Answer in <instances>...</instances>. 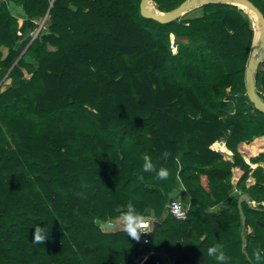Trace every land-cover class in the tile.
Masks as SVG:
<instances>
[{"label":"trees","instance_id":"1","mask_svg":"<svg viewBox=\"0 0 264 264\" xmlns=\"http://www.w3.org/2000/svg\"><path fill=\"white\" fill-rule=\"evenodd\" d=\"M184 1L154 3L167 12ZM251 1L264 14V0ZM51 2L0 0V264H137L142 235L103 227L129 200L160 222L143 250L156 261L221 264L207 253L220 244L226 264H264L254 256L264 249V153L250 158L254 169L240 151L264 137L245 87L251 15L211 3L161 24L141 16V0ZM257 90L264 100V69ZM217 141L231 160L211 149ZM141 153L168 179L144 172ZM182 186L190 209L178 221L165 211ZM243 194L251 202L240 210ZM34 225L48 230L39 244Z\"/></svg>","mask_w":264,"mask_h":264},{"label":"water","instance_id":"2","mask_svg":"<svg viewBox=\"0 0 264 264\" xmlns=\"http://www.w3.org/2000/svg\"><path fill=\"white\" fill-rule=\"evenodd\" d=\"M54 1L55 0H52L50 8L52 7ZM211 3L234 5L239 7L240 9L247 8L259 20L260 33L258 34V38L256 37V32L254 31V47L256 45L257 57H250L245 72V87L246 96L248 97L251 104L257 111L264 114V100L261 98L257 90V71L259 70V66L264 62V14L251 0H185L180 6L167 12L158 10V8L155 7L154 0H141L140 12L141 16L146 19H151L161 24H170L172 22L181 20L187 13L191 12L192 10ZM49 11L45 16L44 21L47 19ZM256 39L257 42L255 41ZM7 77L8 76H6V78L0 84V87L7 80ZM243 201L250 203L251 198L246 194L240 196V210H242ZM151 219L153 220V229L148 236L150 240L153 239L157 228L160 226V222L155 218L154 210H152ZM242 224L244 227L246 226V218L244 214H242ZM103 227L109 230L115 229V226L113 224H104ZM142 264H157V262L154 258L148 257Z\"/></svg>","mask_w":264,"mask_h":264},{"label":"clouds","instance_id":"3","mask_svg":"<svg viewBox=\"0 0 264 264\" xmlns=\"http://www.w3.org/2000/svg\"><path fill=\"white\" fill-rule=\"evenodd\" d=\"M9 12L13 17L20 18L24 16V10L20 7H9ZM170 153L165 150L163 157L166 159ZM141 159L143 161L142 168L144 172H154L155 176L160 180H167L169 177V168L163 164L156 167L152 161V158L147 153H141ZM176 193L172 192L169 194L170 198L175 196ZM175 204L177 201L172 200ZM152 210L144 209L143 213L137 210L135 204L129 200L126 204L121 205L118 209L117 219L121 221L123 225V231L134 239L139 240L141 234L151 232L153 229V222L151 220ZM48 235V230L46 225L41 227L39 225H34V234L32 243L39 244L43 242ZM223 246L220 244H213L207 248L208 256L214 257L215 260L221 262V264H226L228 261V256L222 250ZM255 260L260 261L264 259V249H257L254 253Z\"/></svg>","mask_w":264,"mask_h":264},{"label":"rangeland","instance_id":"4","mask_svg":"<svg viewBox=\"0 0 264 264\" xmlns=\"http://www.w3.org/2000/svg\"><path fill=\"white\" fill-rule=\"evenodd\" d=\"M155 7H156V5H155ZM157 8V7H156ZM203 14V10H202V7H199V8H196V9H194V10H192L191 12H189V13H187L185 16H186V18H194V17H198V16H201ZM252 17V16H251ZM252 19H253V21H254V23L256 24V37L258 38V34L260 33V30H259V28H258V25H257V23H256V21L254 20V18L252 17ZM46 21V20H45ZM45 21H43V22H41V27L43 26V24H44V22ZM172 40H174L173 38H172ZM256 42H257V39L255 40ZM251 56H254V57H257V50H256V45H255V47H254V49H253V51H252V54H251ZM263 64V63H262ZM262 64L259 66V70L257 71V74L258 73H260L261 72V70L262 69H264V65L262 66ZM261 66H262V68H261ZM7 85H9V82H6V84L4 85V88L7 86ZM225 144V143H224ZM220 145H222V146H224L223 144H220ZM220 145H216L214 148H216V150H220V152H223L221 149V146ZM240 151L242 152V154L245 156V160H246V162L248 163V164H250L251 165V162H250V158H254V157H257V156H259L260 154H262V153H264V137H262V138H258V139H255L252 143H245V144H243L242 146H241V149H240ZM224 154H226V155H228V156H231L232 157V155L233 154H231V153H225V152H223ZM254 167V169L257 167V166H259V164L258 165H253ZM234 179V178H233ZM249 182H251L250 180H249ZM236 190V189H235ZM234 190V191H235ZM182 192H184L183 190L180 192V197H178V199L179 200H181L184 204H186V205H188L189 206V203H188V201L187 200H184L183 199V197H182V195L181 194H183ZM184 196V195H183ZM169 204V203H168ZM168 204H167V206H168ZM167 206H166V210H167ZM253 206H256V204L254 203L253 204ZM189 208H190V206H189ZM157 220V219H156ZM111 222H108L107 224H110ZM118 228H119V226H118ZM120 229H122V228H120ZM117 229H115V231H116ZM146 251L147 250V246H142V250H140V252H144V251Z\"/></svg>","mask_w":264,"mask_h":264},{"label":"crops","instance_id":"5","mask_svg":"<svg viewBox=\"0 0 264 264\" xmlns=\"http://www.w3.org/2000/svg\"><path fill=\"white\" fill-rule=\"evenodd\" d=\"M220 144H223L224 145V147L226 148V146H225V144H224V142H221V141H217L216 143H214L213 145H212V147H211V149L212 150H214V151H216V152H220V150H216V148H214L216 145H220ZM221 146V145H220ZM223 151V150H222ZM224 152V151H223ZM223 152H220V153H222L223 155H224V157H225V159H228V160H231L232 159V157L231 156H228V155H226V154H224ZM226 153V152H225ZM231 153V152H230ZM232 154V153H231ZM252 167H254L253 165H251ZM241 175H242V172L239 170V169H235L234 170V184H236L237 183V181L239 180V178L241 177ZM251 182H249V184H253L254 182H253V180H250ZM202 184L204 185V186H207V181H206V178H203V182H202ZM184 191V192H182L183 194H181L182 195V197H183V199L184 200H187L188 201V199H187V193L185 192V189H184V187L182 186L181 188H180V191ZM237 191V190H236ZM184 195V196H183ZM180 197V196H179ZM165 215H167V213H166V211H165ZM111 223H113V225L115 226V229H117L116 231H123V225H122V223H121V221L120 220H115L114 222H111ZM118 226H119V228H118ZM120 228H122V229H120ZM115 229H114V231H115ZM113 231V230H112ZM142 246H146V245H143V244H141L140 245V247H139V249L140 250H142ZM151 252H148V253H145V252H140L139 253V256H138V259H137V264H142L145 260H146V258H148V257H152V255H149ZM148 256V257H147ZM153 258V257H152Z\"/></svg>","mask_w":264,"mask_h":264},{"label":"built area","instance_id":"6","mask_svg":"<svg viewBox=\"0 0 264 264\" xmlns=\"http://www.w3.org/2000/svg\"><path fill=\"white\" fill-rule=\"evenodd\" d=\"M174 51H176L175 48H174ZM172 200L177 201V203L173 204ZM172 200L169 202V204L167 206L166 213L178 221L186 220L188 218V213H189V209H190L189 206L185 205L179 199H172ZM152 222H153V220H152ZM110 224H113V223H110ZM151 232L141 234L143 237V240H142L143 245H147L150 243L151 240L148 238V236L150 235ZM153 254H154V252H151L149 255H153ZM156 262H157V264H175L174 262H168V263H161L159 261H156Z\"/></svg>","mask_w":264,"mask_h":264},{"label":"bare ground","instance_id":"7","mask_svg":"<svg viewBox=\"0 0 264 264\" xmlns=\"http://www.w3.org/2000/svg\"><path fill=\"white\" fill-rule=\"evenodd\" d=\"M243 10H245L247 13H249L253 18H254V20L256 21V23H257V25H258V28H259V30H260V26H259V20L256 18V16H254L252 13H251V11H249L247 8H244ZM221 150H223L224 152H226V153H230V151L227 149V148H225L224 146H222L221 145Z\"/></svg>","mask_w":264,"mask_h":264}]
</instances>
